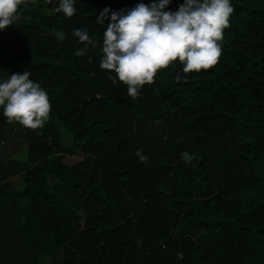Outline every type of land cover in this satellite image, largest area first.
<instances>
[{"label": "trees", "instance_id": "obj_1", "mask_svg": "<svg viewBox=\"0 0 264 264\" xmlns=\"http://www.w3.org/2000/svg\"><path fill=\"white\" fill-rule=\"evenodd\" d=\"M152 2L75 0L67 18L30 0L0 30V83L27 71L51 103L36 130L0 106V264H264V0H230L214 67L185 78L177 60L133 100L100 68L103 33ZM74 29L97 41L83 56ZM19 141L24 160L8 154Z\"/></svg>", "mask_w": 264, "mask_h": 264}, {"label": "clouds", "instance_id": "obj_2", "mask_svg": "<svg viewBox=\"0 0 264 264\" xmlns=\"http://www.w3.org/2000/svg\"><path fill=\"white\" fill-rule=\"evenodd\" d=\"M30 0H0V30L13 25L19 19L21 5L27 7ZM75 0H60L58 12L67 18L76 13ZM170 0H153L151 4L138 3L126 12L114 11L111 22L103 33L100 68L114 72L109 78L127 85V94L133 100L139 90L155 81L161 69L168 68L177 60L183 65L185 78L191 72L207 71L214 67L221 56L224 29L230 26L234 12L230 0H185L176 11H165ZM109 9L97 17L104 24ZM55 32L63 41L65 33ZM73 34L84 44L77 56H83L88 46L95 48L97 41L90 38L87 29H74ZM91 62V57L89 58ZM95 75V73H93ZM30 73H13L0 83V106L8 123L18 122L25 128L36 130L48 121L51 103L40 84L29 79ZM180 76H177V81ZM141 163L148 157L136 150ZM185 164L195 157L181 153Z\"/></svg>", "mask_w": 264, "mask_h": 264}, {"label": "rangeland", "instance_id": "obj_3", "mask_svg": "<svg viewBox=\"0 0 264 264\" xmlns=\"http://www.w3.org/2000/svg\"><path fill=\"white\" fill-rule=\"evenodd\" d=\"M13 125V123H11V126ZM18 128L15 129L12 133H11V137L16 138L18 135ZM4 140L6 141V138H4ZM4 140H0V148L1 150H3L4 152H7V144L4 142ZM3 143V144H2ZM16 145L11 147L12 145H10L11 147V152L14 151V154H11V152H8L9 155H13L15 156V158L24 160L27 157V143L19 141L15 143ZM4 146V147H3ZM78 158H80V155H66L65 161L73 163L75 162ZM12 182L17 186V187H21V179L20 177L16 176L12 178Z\"/></svg>", "mask_w": 264, "mask_h": 264}]
</instances>
